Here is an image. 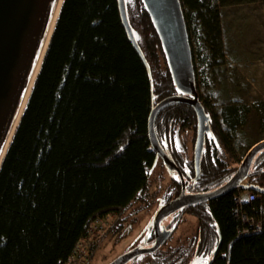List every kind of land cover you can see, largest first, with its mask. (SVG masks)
Instances as JSON below:
<instances>
[{
	"label": "trees",
	"instance_id": "trees-1",
	"mask_svg": "<svg viewBox=\"0 0 264 264\" xmlns=\"http://www.w3.org/2000/svg\"><path fill=\"white\" fill-rule=\"evenodd\" d=\"M124 1L134 41L126 32L120 0H63L26 108L0 165V264H65L95 219L119 217L108 230L122 228L121 221L128 217L123 213L148 195L150 171L157 162L164 164L148 138L149 115L158 102L181 93L144 1ZM252 1L179 0L201 102L199 76L224 58L220 7ZM203 106L209 131L196 180L193 106L171 103L154 122L160 147L183 174L186 194L209 192L226 183L250 147L261 140L242 153L233 143L248 114L259 105H225L219 112ZM186 130L194 133L189 160L183 158L182 147L175 146L178 133ZM225 153L234 158V166L222 158ZM164 166L170 187L157 209L182 189L178 172ZM246 180L264 190V149L253 160ZM249 191L258 199L245 202L243 208L260 216L264 192ZM237 195L236 188L186 207L162 225L173 234L179 213L193 216L197 221L190 241L193 255L212 254L208 264H264V224L258 232L239 234L240 223L233 216ZM150 227L143 246L154 242ZM161 248L146 255L143 264H176L184 255L178 250L161 254Z\"/></svg>",
	"mask_w": 264,
	"mask_h": 264
},
{
	"label": "water",
	"instance_id": "water-1",
	"mask_svg": "<svg viewBox=\"0 0 264 264\" xmlns=\"http://www.w3.org/2000/svg\"><path fill=\"white\" fill-rule=\"evenodd\" d=\"M143 1L156 27L175 83L181 93L166 97L151 109L148 138L163 163L170 170L178 172L182 189L177 197L162 204L155 212L150 227L154 234L153 244L125 252L109 264H127L142 255L155 253L172 235V231L167 230L162 222L186 207L210 202L239 187L264 192L256 185L244 183L253 160L264 149V140H261L250 147L226 183L209 192L186 194L182 172L159 145L154 129L155 118L164 107L175 102L189 104L195 109V180L200 176V157L205 135L209 131V118L196 91L192 53L179 0ZM57 2L58 0H0V155L32 79ZM120 4L126 32L134 41L133 31L127 22L125 1L120 0Z\"/></svg>",
	"mask_w": 264,
	"mask_h": 264
},
{
	"label": "rangeland",
	"instance_id": "rangeland-1",
	"mask_svg": "<svg viewBox=\"0 0 264 264\" xmlns=\"http://www.w3.org/2000/svg\"><path fill=\"white\" fill-rule=\"evenodd\" d=\"M219 11L224 58L218 67L204 69L199 76V94L202 102L215 112L231 104L259 105L248 114L247 123L238 129L233 139L238 153H242L254 141L264 140V0L222 6ZM193 138L192 130L177 136L175 146L179 150L182 147L183 158L187 160L192 155ZM219 150L222 152L221 148ZM222 158L232 166L236 164L229 153ZM167 171L164 164L157 162L149 174L148 195L134 202L123 213L128 217L126 221H121L122 228L119 231L107 228V231L97 233L99 239L90 253L89 264H109L119 255L143 246L144 239L148 237V227L152 224V213L160 204V198H165L169 191ZM108 218L112 225L119 217ZM173 223L177 228L161 246V254L178 250L184 255L176 264H202L204 260L209 263L212 254L193 255L194 242L190 241L197 230L196 219L181 212ZM145 256L138 257L131 264H143L147 259Z\"/></svg>",
	"mask_w": 264,
	"mask_h": 264
},
{
	"label": "built area",
	"instance_id": "built-area-1",
	"mask_svg": "<svg viewBox=\"0 0 264 264\" xmlns=\"http://www.w3.org/2000/svg\"><path fill=\"white\" fill-rule=\"evenodd\" d=\"M244 183L248 184L246 181ZM237 191L238 195L235 198L233 216L240 223L239 234L245 235L260 231L264 224V212L257 216L243 208L245 202L252 203L256 201L258 195L242 187L237 188ZM251 210L253 211L254 208H251ZM108 217L95 219L90 224L87 235L77 243L72 255L65 264H89L90 253L99 239L97 233L107 231V228L111 226Z\"/></svg>",
	"mask_w": 264,
	"mask_h": 264
},
{
	"label": "bare ground",
	"instance_id": "bare-ground-1",
	"mask_svg": "<svg viewBox=\"0 0 264 264\" xmlns=\"http://www.w3.org/2000/svg\"><path fill=\"white\" fill-rule=\"evenodd\" d=\"M62 3H63V0H58V2H57L56 8H55V11H54V14H53V18L51 20V23H50V26H49V30H48V33L46 35V38H45V41H44V44H43V47H42V51H41V54L39 56L37 65L35 67V70H34L32 79L30 81V84H29L28 89L26 91V94H25V96L23 98V101H22L21 106L19 108V111H18V114L16 116V119H15V121L13 123V126L11 128V131L9 133V136H8V138L6 140V143H5L4 147H3L2 153L0 155V165H1V162H2V160L4 158V156H5L8 148H9V145H10L12 139H13V136L15 134V131H16V129L18 127V124L20 122V119L22 117V114H23V112H24V110L26 108V105H27L29 96H30L31 91H32V87H33L34 81H35V79H36V77H37V75H38V73L40 71L41 64H42V61H43L45 52L47 50V47H48V44H49L51 35H52L53 30L55 28V24H56V21H57V18H58V15H59V12H60Z\"/></svg>",
	"mask_w": 264,
	"mask_h": 264
},
{
	"label": "snow or ice",
	"instance_id": "snow-or-ice-1",
	"mask_svg": "<svg viewBox=\"0 0 264 264\" xmlns=\"http://www.w3.org/2000/svg\"><path fill=\"white\" fill-rule=\"evenodd\" d=\"M202 264H208L207 260H204V261L202 262Z\"/></svg>",
	"mask_w": 264,
	"mask_h": 264
}]
</instances>
